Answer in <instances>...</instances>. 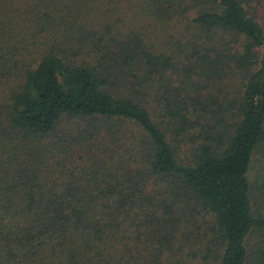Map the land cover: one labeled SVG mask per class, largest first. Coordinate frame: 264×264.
<instances>
[{
    "label": "trees",
    "instance_id": "trees-1",
    "mask_svg": "<svg viewBox=\"0 0 264 264\" xmlns=\"http://www.w3.org/2000/svg\"><path fill=\"white\" fill-rule=\"evenodd\" d=\"M261 4L0 0V264H264Z\"/></svg>",
    "mask_w": 264,
    "mask_h": 264
},
{
    "label": "rangeland",
    "instance_id": "rangeland-1",
    "mask_svg": "<svg viewBox=\"0 0 264 264\" xmlns=\"http://www.w3.org/2000/svg\"><path fill=\"white\" fill-rule=\"evenodd\" d=\"M258 13H259V20L264 27V0H263V4H261L259 7ZM263 172H264V151H260V152L258 151L252 157L250 170L248 173L251 182H253V180L258 175H261Z\"/></svg>",
    "mask_w": 264,
    "mask_h": 264
}]
</instances>
